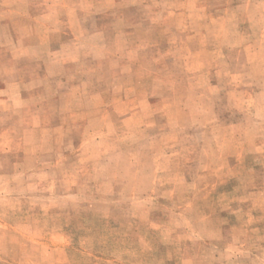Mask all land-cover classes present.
I'll return each mask as SVG.
<instances>
[{
	"label": "rangeland",
	"instance_id": "obj_1",
	"mask_svg": "<svg viewBox=\"0 0 264 264\" xmlns=\"http://www.w3.org/2000/svg\"><path fill=\"white\" fill-rule=\"evenodd\" d=\"M0 264H264V0H0Z\"/></svg>",
	"mask_w": 264,
	"mask_h": 264
}]
</instances>
